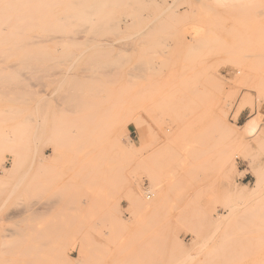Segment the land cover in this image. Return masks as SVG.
Returning <instances> with one entry per match:
<instances>
[{
	"label": "rangeland",
	"instance_id": "obj_1",
	"mask_svg": "<svg viewBox=\"0 0 264 264\" xmlns=\"http://www.w3.org/2000/svg\"><path fill=\"white\" fill-rule=\"evenodd\" d=\"M0 264H264V0H0Z\"/></svg>",
	"mask_w": 264,
	"mask_h": 264
},
{
	"label": "bare ground",
	"instance_id": "obj_2",
	"mask_svg": "<svg viewBox=\"0 0 264 264\" xmlns=\"http://www.w3.org/2000/svg\"><path fill=\"white\" fill-rule=\"evenodd\" d=\"M4 32H6V31H4ZM21 34H22V32H21ZM259 128H260V126H259L258 121L254 120V118H253V120H251L250 122H248L246 124L245 130L248 133H250V134H255V133H257ZM240 193H242V192H240ZM238 195H240V194H238ZM143 196L142 195H138V194H134L135 200L141 205L142 208H144V209H149L151 207L155 208V207L158 206L160 201L163 200L162 197L164 196V191L162 190V187H161V188H159V190L157 192H155V191H147L145 193V197H144L145 199L143 198ZM152 196H154V199L150 200L152 198ZM147 199H149L150 201H147Z\"/></svg>",
	"mask_w": 264,
	"mask_h": 264
}]
</instances>
